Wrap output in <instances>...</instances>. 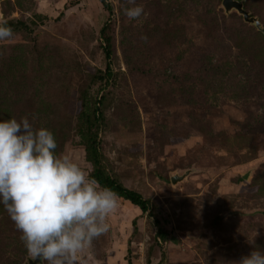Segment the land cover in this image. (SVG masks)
Here are the masks:
<instances>
[{
	"label": "rangeland",
	"instance_id": "obj_1",
	"mask_svg": "<svg viewBox=\"0 0 264 264\" xmlns=\"http://www.w3.org/2000/svg\"><path fill=\"white\" fill-rule=\"evenodd\" d=\"M105 1L110 11L101 0H0V21L47 18L0 41V120L47 128L88 172L72 145L83 94L90 115L102 97L107 171L150 202L158 225L118 198L109 230L75 264H237L256 233L264 248V0H241L262 31L223 0H136L139 20L124 15L128 0ZM108 62L112 79H97ZM30 261L0 205V264Z\"/></svg>",
	"mask_w": 264,
	"mask_h": 264
},
{
	"label": "clouds",
	"instance_id": "obj_2",
	"mask_svg": "<svg viewBox=\"0 0 264 264\" xmlns=\"http://www.w3.org/2000/svg\"><path fill=\"white\" fill-rule=\"evenodd\" d=\"M128 4L132 6L123 12L129 20L146 16L142 4ZM13 35L0 21V41ZM56 150V138L47 128L34 129L26 117L0 120V205L31 260L75 264L109 230L118 196ZM255 237L249 243L252 250L237 264H264V248L255 244Z\"/></svg>",
	"mask_w": 264,
	"mask_h": 264
},
{
	"label": "trees",
	"instance_id": "obj_3",
	"mask_svg": "<svg viewBox=\"0 0 264 264\" xmlns=\"http://www.w3.org/2000/svg\"><path fill=\"white\" fill-rule=\"evenodd\" d=\"M101 2L103 4L104 9H106L107 11L111 10L110 6L105 0H101ZM45 19L47 18L44 16L37 15L34 20H29L28 22L18 20H7L3 22H6L7 26L11 27L13 32L18 31L31 33L34 27H36L38 23H42ZM106 30V28H103L101 30V36L103 38L104 43L102 45V49L104 50L106 59L109 61L111 56V37L108 35ZM112 76L113 75L110 69V63L108 62L106 66V72L104 73V75L98 76L97 79H106L108 82L110 81V79H112ZM83 97L80 111V118L82 122L80 123V127L78 129L80 140L77 144L72 145L73 149L82 153L83 160L88 165V173L91 176L95 177L102 186H107L108 188H110L113 192L117 194L118 198L122 202H126L131 206L139 209L142 214L147 213L148 217L153 218L154 225H158L156 217L153 216L151 212L150 202L148 200H145L137 192L125 188L107 171L104 158L99 150L98 141V127L99 123H101L103 120V116L98 108V105H101L102 97H100V99H94L91 115L87 111V103L84 101L85 99ZM134 224L135 223L133 222V225ZM156 238L164 242L166 240V233L161 228H159L156 233Z\"/></svg>",
	"mask_w": 264,
	"mask_h": 264
},
{
	"label": "water",
	"instance_id": "obj_4",
	"mask_svg": "<svg viewBox=\"0 0 264 264\" xmlns=\"http://www.w3.org/2000/svg\"><path fill=\"white\" fill-rule=\"evenodd\" d=\"M222 6L224 8V11L226 13L230 11H235L238 13V15L242 16L244 22L253 25L258 31H262V28L260 27V23L255 17H252L249 12H247L244 9L243 4L241 1L238 0H223L222 1ZM185 175L178 177V176H173L171 178V182L174 184L184 178ZM244 179H246V176H243ZM41 262V261H40ZM40 262L38 261H30L29 264H39Z\"/></svg>",
	"mask_w": 264,
	"mask_h": 264
}]
</instances>
